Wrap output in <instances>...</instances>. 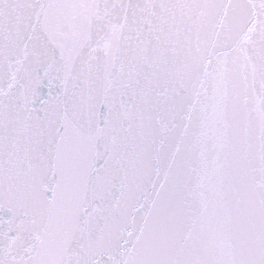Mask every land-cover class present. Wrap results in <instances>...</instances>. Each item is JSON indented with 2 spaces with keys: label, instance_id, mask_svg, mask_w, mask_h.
I'll return each instance as SVG.
<instances>
[{
  "label": "snow or ice",
  "instance_id": "6c2138e0",
  "mask_svg": "<svg viewBox=\"0 0 264 264\" xmlns=\"http://www.w3.org/2000/svg\"><path fill=\"white\" fill-rule=\"evenodd\" d=\"M0 264H264V0H0Z\"/></svg>",
  "mask_w": 264,
  "mask_h": 264
}]
</instances>
